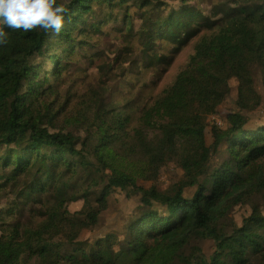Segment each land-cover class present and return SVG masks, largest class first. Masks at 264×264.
Returning <instances> with one entry per match:
<instances>
[{"label":"trees","instance_id":"16d2710c","mask_svg":"<svg viewBox=\"0 0 264 264\" xmlns=\"http://www.w3.org/2000/svg\"><path fill=\"white\" fill-rule=\"evenodd\" d=\"M224 1L58 0L69 9L59 35L5 26L0 264H264V124L248 116L264 104V0ZM105 27L140 41L141 68L121 102L75 105L81 59L108 54ZM116 187L132 215L91 237Z\"/></svg>","mask_w":264,"mask_h":264},{"label":"rangeland","instance_id":"374dc122","mask_svg":"<svg viewBox=\"0 0 264 264\" xmlns=\"http://www.w3.org/2000/svg\"><path fill=\"white\" fill-rule=\"evenodd\" d=\"M197 4L198 8L202 11L206 10L213 3H227L224 0H191ZM95 32H98L104 25H94ZM96 34V33H92ZM97 41L99 47L103 51H107L108 54H101L97 57L92 56L93 52H87V59H81L80 68L76 73L75 82L76 95L74 97L75 105L84 101L94 104L99 98L107 102V104H115L122 101L123 93L127 92L126 82H131L132 77L135 76L141 68L142 60L141 54L144 49L139 40H133L127 38L126 34L117 33L105 27L102 33L97 35ZM158 42L162 40H157ZM129 46L131 49H125ZM148 51V49H145ZM121 51V55L118 61H115V56ZM194 52L193 44L187 46L184 52L177 58L176 62L172 64L173 67L167 69L163 74L159 90L164 85L172 82L179 71L183 69L184 64L188 62V57ZM131 64V65H130ZM163 64H167L164 62ZM106 80L105 82H103ZM261 92L264 94V88L261 81H257ZM237 84L233 85L232 97L237 99ZM264 101V97H263ZM227 106L224 105L222 109ZM221 108V107H220ZM220 110V109H219ZM250 125L264 124V104L258 110L249 113ZM213 123L219 126L223 125L224 119L217 113L210 117ZM78 132L79 126L76 127ZM160 174L159 184L162 187L169 186L176 178L175 165H171L168 168L163 169ZM118 191L117 198L115 200V208L113 211L105 213L103 223L100 228L94 231L91 237L105 236L113 228H121L124 225L127 217L132 215V204L128 201V197L120 187H116ZM193 191L190 192L192 194ZM239 222V217L232 216L227 225L233 226V224ZM213 253V243L209 244L206 249V254L209 256Z\"/></svg>","mask_w":264,"mask_h":264},{"label":"clouds","instance_id":"9594fccd","mask_svg":"<svg viewBox=\"0 0 264 264\" xmlns=\"http://www.w3.org/2000/svg\"><path fill=\"white\" fill-rule=\"evenodd\" d=\"M68 7L58 0H0V45L9 43L5 26L15 31L42 29L59 35L65 24Z\"/></svg>","mask_w":264,"mask_h":264}]
</instances>
